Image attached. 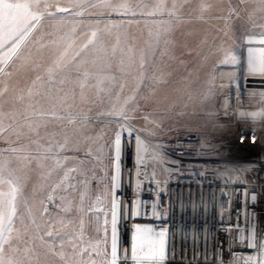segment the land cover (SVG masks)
<instances>
[{"label":"rangeland","instance_id":"obj_1","mask_svg":"<svg viewBox=\"0 0 264 264\" xmlns=\"http://www.w3.org/2000/svg\"><path fill=\"white\" fill-rule=\"evenodd\" d=\"M46 3L43 20L10 67L0 63V90L8 89L0 96V159L11 162V178L20 177L22 188L11 234L19 251L11 255L20 264H109L115 137L136 131L145 142L143 159L158 176L152 146L186 133L222 136L239 124L237 113H264V91L245 82L257 76L247 64L256 47L246 46L245 38L264 36V5L260 0ZM66 48V59L80 52L79 72L70 67L47 82L19 67L18 57L31 53L46 68ZM7 50L0 47V60ZM84 72L89 78L81 88ZM225 106L232 112L228 119L220 118ZM260 117L251 126L264 136ZM8 190L0 184V192ZM99 195L109 211L106 228L92 214ZM46 230L60 236L48 238Z\"/></svg>","mask_w":264,"mask_h":264},{"label":"built area","instance_id":"obj_2","mask_svg":"<svg viewBox=\"0 0 264 264\" xmlns=\"http://www.w3.org/2000/svg\"><path fill=\"white\" fill-rule=\"evenodd\" d=\"M248 70L263 75L259 56L251 58ZM231 114L225 106L220 118ZM240 114L236 123L250 127L233 128L222 136L186 133L152 146L158 176L147 160L139 162L140 135L133 130L131 136L119 133L117 264H246L250 258L255 264L264 262V136L251 126L261 117ZM108 212L103 197L97 196L92 214L105 228ZM137 227L152 229L155 242L164 233L163 260L152 259L147 240L137 248ZM252 233L255 248L250 246Z\"/></svg>","mask_w":264,"mask_h":264},{"label":"snow or ice","instance_id":"obj_3","mask_svg":"<svg viewBox=\"0 0 264 264\" xmlns=\"http://www.w3.org/2000/svg\"><path fill=\"white\" fill-rule=\"evenodd\" d=\"M260 3L264 5V0H260ZM48 5L46 0H16V2H10V0H0V47L7 46V53L4 56L3 60H0V63H4L6 67H10V63L13 60V57H17V53L20 52L21 48L26 45L29 41V38L33 35V33L37 30L40 22L43 20L44 15L47 12ZM58 11L64 12L67 9H58ZM48 15H52V13H47ZM154 15V13H153ZM96 34H92L93 40L95 39ZM264 44V40L260 41ZM55 43V41L53 42ZM92 43V40H90ZM70 47V45H69ZM81 54L80 52H76L73 54L71 58H67V48L59 55V57L53 61L52 65L48 67H44L43 63L34 59L29 53L26 56L18 57L20 60V69H26L33 72H36L37 80H44L47 82H54V77L57 74L63 73L68 70L70 67L76 69L79 72V68L76 66L77 57ZM228 60L235 61V56H229ZM227 62V60L225 61ZM141 67H143V63H141ZM3 69H0V72H3ZM43 71L45 73L44 76H41L39 73ZM261 71H264V61H261ZM5 75H11V72L5 73ZM84 80L81 82L80 87L83 88L89 78V73L84 72L83 74ZM62 83V81H61ZM103 79H98L97 84H102ZM7 87H4L3 90H0V96L5 95L7 92ZM23 100V97H20ZM129 100H132L133 97H129ZM31 107V105H29ZM118 115H123V113H118ZM255 115L264 116V113H259ZM70 123H73L71 119ZM128 136L132 135L131 131L125 130ZM139 144V151L141 153L139 162L143 164V153L145 151V142L140 140L139 137H136ZM114 144V164H115V175L113 176L114 188L118 187L119 174H120V158H121V138L120 135L117 134ZM15 151V149H13ZM10 161L7 159H0V184H7L9 190L7 192H0V264H20V261L13 258V255L19 251L18 248L14 247V238L12 237L13 232V221L18 216L19 210L17 207V199L19 194L22 191L21 185L19 183L20 177L14 176L13 169L10 167ZM7 173V176H5ZM51 200V197H48ZM254 199V197H253ZM117 202L113 200V215H112V247H111V260L109 264H117L118 259V250L116 243V211ZM44 212H47V208H44ZM48 228L51 229L52 226L48 225ZM136 241L137 248L141 247V245L147 240L152 243V259L156 260L159 258L163 260L165 255V240L164 233H159L158 242L151 241V233L152 229L145 228L141 229L140 227L136 228ZM45 236L55 240L56 237L60 236L59 231L46 230ZM15 239H18L16 237ZM41 240L44 239L43 236L40 237ZM241 240L244 239L243 236L240 237ZM250 246L255 248V234L252 233L250 237ZM264 247V244L261 245ZM28 251V249H25ZM84 251H87L85 249ZM63 259V256H61ZM139 259V257H136ZM246 264H255V261L250 258ZM264 264V262H262Z\"/></svg>","mask_w":264,"mask_h":264},{"label":"water","instance_id":"obj_4","mask_svg":"<svg viewBox=\"0 0 264 264\" xmlns=\"http://www.w3.org/2000/svg\"><path fill=\"white\" fill-rule=\"evenodd\" d=\"M264 40V36H247L245 38V45L256 47L251 53H248V63L252 57H260V61H264V44L260 41ZM250 71V70H249ZM251 72V71H250ZM246 86L249 89L264 91V71L262 76L248 77L245 80Z\"/></svg>","mask_w":264,"mask_h":264},{"label":"trees","instance_id":"obj_5","mask_svg":"<svg viewBox=\"0 0 264 264\" xmlns=\"http://www.w3.org/2000/svg\"><path fill=\"white\" fill-rule=\"evenodd\" d=\"M246 46H247V45H246ZM243 127H250V126L247 125V124L239 123V124H237L234 128H235V129H240V128H243Z\"/></svg>","mask_w":264,"mask_h":264},{"label":"bare ground","instance_id":"obj_6","mask_svg":"<svg viewBox=\"0 0 264 264\" xmlns=\"http://www.w3.org/2000/svg\"><path fill=\"white\" fill-rule=\"evenodd\" d=\"M251 116H254V115H248V114H242V117H244V118H251ZM255 117V116H254ZM253 117V118H254Z\"/></svg>","mask_w":264,"mask_h":264},{"label":"crops","instance_id":"obj_7","mask_svg":"<svg viewBox=\"0 0 264 264\" xmlns=\"http://www.w3.org/2000/svg\"><path fill=\"white\" fill-rule=\"evenodd\" d=\"M252 52V49L250 50V52L249 53H251ZM248 55V54H247ZM247 104V106L248 107H250L251 108V106H253L254 105V103H251V104H249V103H246Z\"/></svg>","mask_w":264,"mask_h":264}]
</instances>
